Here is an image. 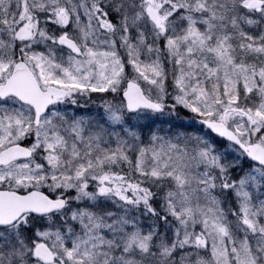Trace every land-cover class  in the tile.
<instances>
[{
    "label": "snow or ice",
    "instance_id": "6c2138e0",
    "mask_svg": "<svg viewBox=\"0 0 264 264\" xmlns=\"http://www.w3.org/2000/svg\"><path fill=\"white\" fill-rule=\"evenodd\" d=\"M0 264H264V0H0Z\"/></svg>",
    "mask_w": 264,
    "mask_h": 264
}]
</instances>
